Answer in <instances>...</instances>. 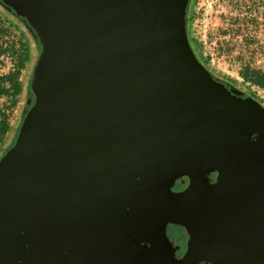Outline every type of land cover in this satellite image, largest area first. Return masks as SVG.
Here are the masks:
<instances>
[{
	"label": "water",
	"instance_id": "obj_1",
	"mask_svg": "<svg viewBox=\"0 0 264 264\" xmlns=\"http://www.w3.org/2000/svg\"><path fill=\"white\" fill-rule=\"evenodd\" d=\"M4 1L26 16L42 49L30 82L34 105L0 159V264H126L127 249L134 264L131 248L110 251L97 230L122 175L134 172L136 182L156 163L181 161L165 188L145 178L150 195L204 168L231 180L248 167L250 151L264 156V107L232 95L199 62L185 27L188 0ZM242 131L239 153L230 152L225 141ZM206 143V165L191 161ZM226 153L234 158L221 165ZM262 166L252 172L247 195L264 182ZM130 189L112 203L124 206L118 201ZM188 190L175 198L178 211L168 221L196 206ZM243 199L240 213L226 220L248 215ZM262 200L243 228L253 229L245 236L253 264H264V193ZM157 230L169 247L164 229ZM211 234L197 238L194 251L214 264H233L202 250ZM151 247L147 254L135 250L143 251L137 264H152V254L163 264L182 263L172 252L163 257L155 236Z\"/></svg>",
	"mask_w": 264,
	"mask_h": 264
},
{
	"label": "flooded vegetation",
	"instance_id": "obj_2",
	"mask_svg": "<svg viewBox=\"0 0 264 264\" xmlns=\"http://www.w3.org/2000/svg\"><path fill=\"white\" fill-rule=\"evenodd\" d=\"M0 6L3 10L9 12L14 18L20 21L25 28V32L33 39L35 45H39L42 49L36 31L29 23L26 16L17 12L4 0H0ZM213 78L221 82L232 95L240 98L248 97L262 105V102L257 99L254 94L239 88L233 81L217 76H213ZM31 93V99L35 100L36 97L32 89ZM27 102L30 103V99H28ZM246 134V132L242 131L235 136V140L225 141L228 150H230V152L235 151V154H238L241 148L240 144L243 143L242 141ZM207 143L193 151L191 161L196 164L206 165L205 155L209 150ZM230 154L231 153H226L224 156L220 157L221 165H224V163L229 160L232 161L234 156ZM244 162L248 165V167L243 168L244 173L242 172L240 175L233 176L231 180H228L224 174L215 168H204L193 171V173H184L175 178L169 191L160 189L157 186L150 195L148 192L149 182L145 178H150V182L159 183V186L165 188L169 178L174 174L176 166L179 167L181 161L171 160L156 163L149 168V172L147 173L148 177L138 174V180L136 179V182L133 181L135 180L134 172L128 175L126 174V176L122 175L120 181L116 184V186L118 184L120 185L116 188L118 194L110 199V202H108L110 205L107 207L108 210L103 213L101 219L97 220V230L103 234V237L106 235V241L104 242L110 244V248L108 247L110 251L113 250L114 252H118L121 247L123 249L131 248L129 251L133 257L134 264L138 263L140 260L139 257L142 256L141 252H143L138 251V253L135 254V250L137 248L139 250L151 249V240L153 236H155L157 240L158 250L163 257H167V252H172V259L177 262L181 261V264H214L212 260H206L202 257L203 253L199 250L200 248L194 251L196 250L195 240L200 238V236L204 239L206 233H211V231L212 234L202 243V250L205 251L208 256L213 258L221 257L225 259V261H229L233 264H253L255 256L253 251H251L250 242H247L245 238L246 234L248 235V231L253 229L245 231L243 228H245V223L249 222L252 216L261 212L260 205L263 203L262 194L264 193V182L261 180L255 185L257 190H254L251 186V190H249L248 193L249 196L247 195L246 189L253 183L249 181L252 174L263 168L264 156L259 154L258 151L252 150L249 152V157L245 159ZM126 185L131 187V189L128 190L130 196L127 195V197L124 195L126 193ZM120 187H123V189ZM187 189H189L188 192L192 191V193H195V202L193 200L191 205L196 203V206L186 211V214L183 217H179L178 221H168L169 219L167 216L170 214L172 215V210L177 208L175 198H177L178 194L187 191ZM258 190L259 192H257ZM120 191H125V193L122 195L124 196L123 200L120 199L118 202H120V204L123 202V204L125 203L127 205L118 206L112 203L115 199L118 200L117 196H120ZM165 195L166 197H164ZM130 198L131 201L129 202ZM242 198H244L242 202L243 209L248 212V215L246 217L235 218L234 220H226L234 216L236 217L240 213L238 205ZM182 210H184L183 207ZM177 211L178 208L175 212ZM171 225L180 228V233L176 234L175 237L174 235L168 234L167 228ZM154 228L164 229L165 237L167 238L170 248L165 243L163 233L157 230L154 234ZM96 236V234H93L92 237L96 238ZM133 244L136 245L137 248ZM111 246L114 247V249H111ZM189 249L190 252L188 253L187 251ZM125 251L126 255L123 254V256H125L123 257V262L131 264L132 262L128 255V249ZM145 253L147 254L146 250ZM241 253H243V255H241ZM151 261L152 264H163L159 260L157 254L151 255Z\"/></svg>",
	"mask_w": 264,
	"mask_h": 264
},
{
	"label": "rangeland",
	"instance_id": "obj_3",
	"mask_svg": "<svg viewBox=\"0 0 264 264\" xmlns=\"http://www.w3.org/2000/svg\"><path fill=\"white\" fill-rule=\"evenodd\" d=\"M1 8L0 6V77L17 68L23 46H33L24 29L18 25L15 27L14 20ZM185 19L187 34L196 43V52L201 55L211 73L231 80L239 88L254 94L264 107V89L245 82L242 77L245 67L264 74V0H189ZM32 62L31 58L20 69L18 80L22 83L23 91L16 97L0 96V120L5 115L10 126L9 132L0 142V159L4 148L13 140L24 110V102L28 101L25 100L24 90L29 78L31 82L34 68ZM34 102L35 100L30 99L25 115ZM167 231L175 237L180 233V228L171 225Z\"/></svg>",
	"mask_w": 264,
	"mask_h": 264
},
{
	"label": "trees",
	"instance_id": "obj_4",
	"mask_svg": "<svg viewBox=\"0 0 264 264\" xmlns=\"http://www.w3.org/2000/svg\"><path fill=\"white\" fill-rule=\"evenodd\" d=\"M1 10L3 12H5L6 15L10 19L14 20V22H15L14 26L15 27H16V25H18L20 28L25 29L23 27V25L20 23V21L17 20L16 18H14L12 16V14H10L9 12L3 10L2 8H1ZM186 22H187V20H186ZM10 23H13V22H10ZM187 36H188V40H189L190 46H191L195 56L205 66V68L208 69L207 66H206L205 61L201 58V55L196 52V50H197L196 43L192 40V38L188 34H187ZM30 39L32 40L33 46H32V48L30 46H28V45L23 46V49H22L21 54L19 56V61H18V64H17L18 65L17 68L15 70H12V71L8 72L7 74L2 75L0 77V96L1 95H5V96H10V97H13V96L16 97L17 95H19L23 91L22 83L18 80V77L20 75V69L23 67L24 63L26 61L31 60V58L33 60L32 66H34L36 61H37V59H38V57H39V54L41 52V47L39 45L36 46L35 43L33 42V39L31 37H30ZM210 73H211V71H210ZM211 74L213 76H215L213 73H211ZM242 77H243V80H245V82H248V83H250L252 85H255V86H257V87H259L261 89H264V74L260 73L258 70H254V69L245 67L242 70ZM29 80H30V78H29ZM29 80H28L27 85L25 87L26 89L24 90L25 100L26 99L28 100V99L32 98V93H31V89H30V86H29ZM27 104H28V102L27 103L24 102V110H22V115L20 117V122H19V124L17 126V129L15 130V134H14L12 142L10 143L9 146H6V148H4V151L2 152L4 154L7 152L8 148L10 146H12V144L15 142V140L17 138L18 132L20 130L19 126L23 122L25 113H26V111L28 109ZM9 130H10V126H9V124L7 122V118L5 117V115H3V118L0 120V142L3 141L4 136H6V134L9 132ZM1 144L2 143H0V145ZM0 150H1V146H0Z\"/></svg>",
	"mask_w": 264,
	"mask_h": 264
}]
</instances>
